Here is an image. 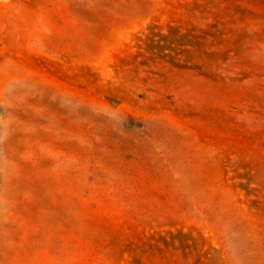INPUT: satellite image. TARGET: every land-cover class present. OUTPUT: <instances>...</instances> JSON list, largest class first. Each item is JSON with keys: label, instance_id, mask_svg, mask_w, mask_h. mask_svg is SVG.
<instances>
[{"label": "rangeland", "instance_id": "374dc122", "mask_svg": "<svg viewBox=\"0 0 264 264\" xmlns=\"http://www.w3.org/2000/svg\"><path fill=\"white\" fill-rule=\"evenodd\" d=\"M0 264H264V0H0Z\"/></svg>", "mask_w": 264, "mask_h": 264}]
</instances>
